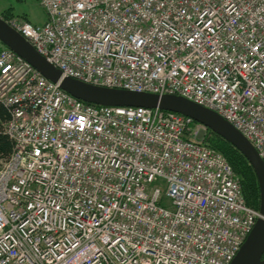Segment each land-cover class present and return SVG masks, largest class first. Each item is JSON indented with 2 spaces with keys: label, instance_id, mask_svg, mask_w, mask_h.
Returning a JSON list of instances; mask_svg holds the SVG:
<instances>
[{
  "label": "built area",
  "instance_id": "1",
  "mask_svg": "<svg viewBox=\"0 0 264 264\" xmlns=\"http://www.w3.org/2000/svg\"><path fill=\"white\" fill-rule=\"evenodd\" d=\"M39 1L43 23L5 22L61 79L182 97L264 164V0ZM0 46V264H230L260 213L203 125L86 103Z\"/></svg>",
  "mask_w": 264,
  "mask_h": 264
},
{
  "label": "water",
  "instance_id": "2",
  "mask_svg": "<svg viewBox=\"0 0 264 264\" xmlns=\"http://www.w3.org/2000/svg\"><path fill=\"white\" fill-rule=\"evenodd\" d=\"M0 41L23 57L47 79L56 82L61 72L41 56L32 45L0 18ZM61 88L70 95L91 104L143 106L173 111L192 118L235 147L247 160L257 179L260 193V217L230 264H264V164L251 144L215 112L174 95L93 86L71 77H63Z\"/></svg>",
  "mask_w": 264,
  "mask_h": 264
},
{
  "label": "trees",
  "instance_id": "3",
  "mask_svg": "<svg viewBox=\"0 0 264 264\" xmlns=\"http://www.w3.org/2000/svg\"><path fill=\"white\" fill-rule=\"evenodd\" d=\"M9 117L10 115L7 108L0 102V161L5 160L12 151V141L4 132V125ZM206 130L210 131V129L207 128ZM202 142L205 143L204 141ZM226 143L227 144H225V146L227 147H216L217 151L220 150L221 153L224 152L223 154L226 155L225 157L231 165L233 171L236 170L235 166L240 168L238 172H240L242 179H239V181L245 203L248 206L259 210L260 193L255 174L245 157L231 144H229L228 142ZM205 144L208 145L207 143Z\"/></svg>",
  "mask_w": 264,
  "mask_h": 264
},
{
  "label": "rangeland",
  "instance_id": "4",
  "mask_svg": "<svg viewBox=\"0 0 264 264\" xmlns=\"http://www.w3.org/2000/svg\"><path fill=\"white\" fill-rule=\"evenodd\" d=\"M0 18L4 21H17L26 19L32 24H41L46 19V12L41 6L39 0H0ZM198 137L207 143V146L213 148L216 151V147L225 146V144H227L226 141L219 137L216 133L211 130H206L205 128L199 132ZM219 153H221V151ZM223 153L224 152L221 154L225 157L226 155ZM235 167L236 170L233 171L234 176L238 179H242L240 172H238L240 168L237 166Z\"/></svg>",
  "mask_w": 264,
  "mask_h": 264
},
{
  "label": "bare ground",
  "instance_id": "5",
  "mask_svg": "<svg viewBox=\"0 0 264 264\" xmlns=\"http://www.w3.org/2000/svg\"><path fill=\"white\" fill-rule=\"evenodd\" d=\"M5 125H6V123H5ZM5 125H4V132L6 133V130H5L6 127H5Z\"/></svg>",
  "mask_w": 264,
  "mask_h": 264
}]
</instances>
